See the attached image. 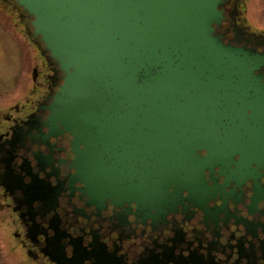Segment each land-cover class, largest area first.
<instances>
[{
    "label": "water",
    "instance_id": "1",
    "mask_svg": "<svg viewBox=\"0 0 264 264\" xmlns=\"http://www.w3.org/2000/svg\"><path fill=\"white\" fill-rule=\"evenodd\" d=\"M8 1L61 72L48 122L72 137L91 199L165 214L206 173L263 164L264 51L217 31L230 0Z\"/></svg>",
    "mask_w": 264,
    "mask_h": 264
},
{
    "label": "flooded vegetation",
    "instance_id": "2",
    "mask_svg": "<svg viewBox=\"0 0 264 264\" xmlns=\"http://www.w3.org/2000/svg\"><path fill=\"white\" fill-rule=\"evenodd\" d=\"M245 3L230 0L217 31L264 51V40L248 38L264 30L247 24ZM0 7L36 51L26 60L30 82L0 103V231L13 264H264V161L247 179L233 165L206 173V189L165 214L83 192L72 137L48 122L61 72L31 39L28 18L8 0Z\"/></svg>",
    "mask_w": 264,
    "mask_h": 264
},
{
    "label": "rangeland",
    "instance_id": "3",
    "mask_svg": "<svg viewBox=\"0 0 264 264\" xmlns=\"http://www.w3.org/2000/svg\"><path fill=\"white\" fill-rule=\"evenodd\" d=\"M245 10L247 24L254 30H264V0H246ZM9 13H0V103L3 104L12 102L30 82V64L26 60L36 54L22 29L15 26L18 19L14 18L12 23ZM2 235L0 231V264H13V254L5 248Z\"/></svg>",
    "mask_w": 264,
    "mask_h": 264
},
{
    "label": "trees",
    "instance_id": "4",
    "mask_svg": "<svg viewBox=\"0 0 264 264\" xmlns=\"http://www.w3.org/2000/svg\"><path fill=\"white\" fill-rule=\"evenodd\" d=\"M4 12L3 8L0 7V13L2 14Z\"/></svg>",
    "mask_w": 264,
    "mask_h": 264
}]
</instances>
